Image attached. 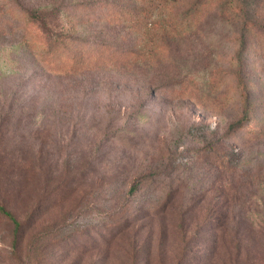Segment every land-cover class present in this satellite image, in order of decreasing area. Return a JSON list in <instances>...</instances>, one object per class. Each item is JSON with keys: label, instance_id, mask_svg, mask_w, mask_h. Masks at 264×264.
<instances>
[{"label": "rangeland", "instance_id": "1", "mask_svg": "<svg viewBox=\"0 0 264 264\" xmlns=\"http://www.w3.org/2000/svg\"><path fill=\"white\" fill-rule=\"evenodd\" d=\"M157 2L0 0V264H264V35L234 129L239 25Z\"/></svg>", "mask_w": 264, "mask_h": 264}, {"label": "trees", "instance_id": "2", "mask_svg": "<svg viewBox=\"0 0 264 264\" xmlns=\"http://www.w3.org/2000/svg\"><path fill=\"white\" fill-rule=\"evenodd\" d=\"M155 9L159 10V14L162 16V11H166L167 13L169 11L178 12V16L173 18L172 22L168 19L165 24L164 21L158 22L160 29L163 31L162 37L168 39L169 42L181 38L184 33L190 30L196 29L210 14L228 18L231 22L239 25V46L235 53V63L237 67V85L243 90L241 94L243 117L233 123L231 127L234 129L242 127L250 115L252 100L250 93L246 89L245 77L243 76L245 50L249 44H252L254 36L264 35V0H158ZM171 23L172 26L168 25ZM136 188L134 186L132 192H135ZM1 211L13 221L16 232H18L23 225L4 208H1ZM216 223L214 219L208 221L205 230L208 234H213L212 237H205L202 243L205 246L203 247L204 252L209 250L202 257L206 264H212V257L219 250L218 243L221 240L219 236L220 226L215 225ZM185 263L191 264V261L187 259V253L180 256L178 261V264Z\"/></svg>", "mask_w": 264, "mask_h": 264}]
</instances>
